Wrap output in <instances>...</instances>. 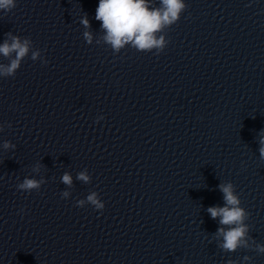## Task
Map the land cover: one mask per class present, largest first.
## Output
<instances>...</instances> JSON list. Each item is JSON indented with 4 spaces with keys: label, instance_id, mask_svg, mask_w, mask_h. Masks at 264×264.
I'll return each instance as SVG.
<instances>
[{
    "label": "clouds",
    "instance_id": "9594fccd",
    "mask_svg": "<svg viewBox=\"0 0 264 264\" xmlns=\"http://www.w3.org/2000/svg\"><path fill=\"white\" fill-rule=\"evenodd\" d=\"M17 6V0H0V11L11 12ZM185 0H159V6H155L152 0H99L95 11V19L100 22V29L103 33L100 39L104 44L110 46L113 54H118L126 46L138 52H153L159 56L164 52L169 41L165 37V30L176 24L181 14L186 10ZM80 23L84 27L83 37L91 45L93 33L91 23L85 13ZM6 39L0 44V56L11 59L8 63H0V77H15L22 62L31 53V60H40L42 65H47L48 60L43 58L41 50L34 48L33 41L29 37H20L12 32L5 33ZM100 40H97V44ZM104 119L98 116L96 122ZM11 125H9L10 127ZM3 131V125H0ZM264 133V130H262ZM259 154L264 159V134L259 135ZM5 149L15 148L9 141L3 143ZM40 165L37 164L33 171L39 172ZM77 179L84 184L91 183V176L87 169L77 174ZM61 181L68 188L72 187V176L65 172ZM46 181L36 178L25 177L22 182L16 185L18 191L31 193L39 191ZM219 190L223 194L224 206H212L207 208L211 218L218 219L220 227L213 234L217 246L224 252H236L243 248L255 251L257 254H264V244L256 242L250 235V226L246 223L249 213L241 206V200L236 193L235 185L232 182H221ZM69 191L61 192V197L67 199ZM78 207L91 205L94 210L102 213L105 203L101 200L100 194L91 191L86 199L77 200ZM23 211V210H21ZM245 260L250 257L245 256ZM229 264H233L229 261Z\"/></svg>",
    "mask_w": 264,
    "mask_h": 264
}]
</instances>
